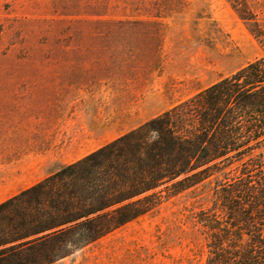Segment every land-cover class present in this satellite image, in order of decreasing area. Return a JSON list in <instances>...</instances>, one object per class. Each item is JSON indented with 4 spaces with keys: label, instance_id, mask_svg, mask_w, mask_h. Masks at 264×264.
<instances>
[{
    "label": "rangeland",
    "instance_id": "374dc122",
    "mask_svg": "<svg viewBox=\"0 0 264 264\" xmlns=\"http://www.w3.org/2000/svg\"><path fill=\"white\" fill-rule=\"evenodd\" d=\"M244 2L250 20L231 0H0V182L28 189L263 57L264 0ZM212 182L53 264H205Z\"/></svg>",
    "mask_w": 264,
    "mask_h": 264
},
{
    "label": "trees",
    "instance_id": "16d2710c",
    "mask_svg": "<svg viewBox=\"0 0 264 264\" xmlns=\"http://www.w3.org/2000/svg\"><path fill=\"white\" fill-rule=\"evenodd\" d=\"M263 148L264 56L1 203L0 264H53L210 180L205 264H264Z\"/></svg>",
    "mask_w": 264,
    "mask_h": 264
},
{
    "label": "crops",
    "instance_id": "0c3cea01",
    "mask_svg": "<svg viewBox=\"0 0 264 264\" xmlns=\"http://www.w3.org/2000/svg\"><path fill=\"white\" fill-rule=\"evenodd\" d=\"M70 147H73V146L70 145ZM17 181L19 183L24 184V183H26L28 181V177L26 175H21L20 177H18ZM15 182H16L15 176L12 173L7 174L6 178L4 179V181L0 182V189L5 195L3 197V200L10 199V198L14 197L16 194H18V193L22 192L23 190L27 189L26 187H23V188H20L18 191H15L14 190L15 189L14 188Z\"/></svg>",
    "mask_w": 264,
    "mask_h": 264
}]
</instances>
